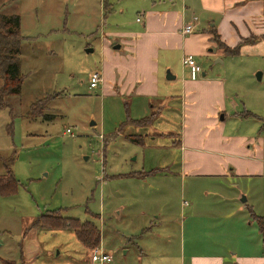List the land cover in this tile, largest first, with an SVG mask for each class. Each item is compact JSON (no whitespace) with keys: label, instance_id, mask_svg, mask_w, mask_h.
I'll return each mask as SVG.
<instances>
[{"label":"rangeland","instance_id":"374dc122","mask_svg":"<svg viewBox=\"0 0 264 264\" xmlns=\"http://www.w3.org/2000/svg\"><path fill=\"white\" fill-rule=\"evenodd\" d=\"M186 4V20L198 18L184 0H0V12L20 17L23 36L21 90L0 108V176L17 182L14 192L0 190V264H100L91 261L96 248L112 254L101 264H190L212 254L223 264L264 261V44L217 62L197 57L229 89L225 111L210 109L204 122L174 50L159 53L152 100L89 86L107 47L143 28V11L179 15ZM124 44L115 53L128 54ZM143 117L151 120L135 122ZM183 134L208 156L184 157ZM215 149L232 169L203 173ZM47 214L66 224L34 223ZM69 219L94 224L99 243L84 246Z\"/></svg>","mask_w":264,"mask_h":264},{"label":"crops","instance_id":"0c3cea01","mask_svg":"<svg viewBox=\"0 0 264 264\" xmlns=\"http://www.w3.org/2000/svg\"><path fill=\"white\" fill-rule=\"evenodd\" d=\"M184 1H188L189 5L192 7L198 6V9L200 10L198 13L200 16L198 18L193 16V18L196 17V20L193 21V18L191 21L186 20L185 11L189 8L187 4L182 7L179 15H177V13L169 12L170 10H166L161 15H159V12L157 11H143V28L141 30L139 28L127 32L129 34L128 39L120 40V44L112 42L111 48L107 47V57L101 64L100 69L97 70L102 76V81L100 82L101 89L114 94L115 92L110 91V89H112L113 86H116L118 89L117 92L120 94L126 93L131 97H140L147 101L152 100L153 97L158 94L157 73L160 63V51L174 50L176 54L180 55L181 69H177H179L181 73H183V70L185 69V66L183 67L181 64V58L187 53L194 55L196 60L197 57H203L202 59H204L212 54L213 57H217L216 62L220 61L223 55L227 54L224 53L217 42L213 40L214 30L216 31V34H218L220 41L229 46H234L244 38L253 34L261 37L256 41L258 44H264V0ZM167 13L173 14V16H167ZM187 23L194 24V30L191 33L182 32L183 26ZM123 43H125V47L129 50L128 54L124 56L115 53L120 51ZM253 44L242 45L240 51H242L244 47ZM163 56V58H167L162 61L163 67L171 68L172 62L170 59L168 60V54L163 53ZM210 60L211 59H209V61ZM198 63L200 64V62ZM206 64L209 71H206V68L202 67L200 64L202 71L199 77L195 80H187L188 82L186 84L191 90L190 93H192L190 94L188 92L190 94L189 97H193L194 99L198 96L199 100L203 101L202 105L204 108L199 116L200 119H203L201 122H204L205 120L208 121L210 109L215 111L216 114H219L220 111H225L224 107L226 105V100L228 99L229 91L227 87V78L224 74L214 73L212 66L208 63ZM170 75L173 77H165L166 80L176 79L178 74L170 73ZM185 80L186 79H184V81ZM186 85H184V87ZM187 86L186 88L183 87L181 90L183 91L181 93L183 98L185 95L188 96ZM255 92H258V90H255ZM151 106H153V104H151L150 107ZM247 111L249 110L245 109L244 113ZM249 112L252 113L250 116L258 118L255 112ZM244 113L243 116H245ZM211 118L213 119V117ZM198 124H200V122H198ZM220 138L221 142L224 143L223 135H221ZM187 139L188 138H186L185 134H183V138L179 139L184 157L192 156L202 159L203 157L206 158L208 156V154H202L204 152L194 151V146L186 143ZM217 139L218 134L213 133L210 141L214 143ZM192 140L194 141V139ZM209 151L211 152L209 155L215 159L214 168L208 167V170H204L203 173L218 175V172H224L222 169L227 167L228 169H232L230 162L233 161L230 156H226V158L223 156L226 152L216 149L213 150L214 152L211 150ZM187 152L189 153L185 155ZM191 160H194V158ZM185 164H188L190 168L195 165L190 161L183 163V165ZM204 165H206V163L202 166ZM221 165L223 167H220ZM192 172L198 171L194 170ZM145 228H148V226L143 225V229ZM250 259L254 262L256 258ZM263 262L264 261H261L260 263L262 264ZM190 264H223V261L221 255L212 254L206 256H193Z\"/></svg>","mask_w":264,"mask_h":264},{"label":"trees","instance_id":"16d2710c","mask_svg":"<svg viewBox=\"0 0 264 264\" xmlns=\"http://www.w3.org/2000/svg\"><path fill=\"white\" fill-rule=\"evenodd\" d=\"M23 36L20 34V17L17 14H4L0 12V108L7 105L5 97L9 95H18L21 90L23 74L20 69V44ZM260 37L250 35L234 46H229L221 42L216 31H213V40L217 42L227 55L239 54L240 48L244 44H253ZM245 116L252 115L247 111ZM150 121V117H143L135 122ZM11 171V170H10ZM10 178H4L5 174L0 176V190L3 192H14L17 186L15 177L10 173ZM36 225L59 226L66 224L56 215L47 214L38 218ZM263 224V223H262ZM67 226L74 229L79 241L86 247H94L99 243L100 232L91 222H79L76 219H69Z\"/></svg>","mask_w":264,"mask_h":264},{"label":"built area","instance_id":"2783aa9c","mask_svg":"<svg viewBox=\"0 0 264 264\" xmlns=\"http://www.w3.org/2000/svg\"><path fill=\"white\" fill-rule=\"evenodd\" d=\"M196 20V17L193 18V21ZM194 30V24L193 23H187L183 26L182 32L183 33H191ZM182 64L187 68L188 74L190 79L195 80L199 77L202 67L195 59L194 55L192 54H184L181 58ZM102 81V76L99 71H93L90 75V81L89 86L90 87H96L100 84ZM67 131H70V129H67ZM91 261L99 263H104L112 260V254L100 250L98 248L94 249L91 252Z\"/></svg>","mask_w":264,"mask_h":264},{"label":"water","instance_id":"95a60500","mask_svg":"<svg viewBox=\"0 0 264 264\" xmlns=\"http://www.w3.org/2000/svg\"><path fill=\"white\" fill-rule=\"evenodd\" d=\"M118 46V45H117ZM168 73H167V75H166V77H168L169 78V76H172V75H170V73H169V71H167ZM173 77V76H172ZM256 77L258 78V79H260V77H261V72H257L256 73ZM244 199V198H243Z\"/></svg>","mask_w":264,"mask_h":264}]
</instances>
